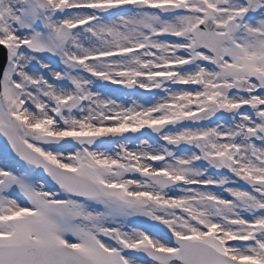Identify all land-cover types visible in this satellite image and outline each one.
I'll return each instance as SVG.
<instances>
[{
  "label": "snow or ice",
  "instance_id": "1",
  "mask_svg": "<svg viewBox=\"0 0 264 264\" xmlns=\"http://www.w3.org/2000/svg\"><path fill=\"white\" fill-rule=\"evenodd\" d=\"M0 264H264V0H0Z\"/></svg>",
  "mask_w": 264,
  "mask_h": 264
}]
</instances>
